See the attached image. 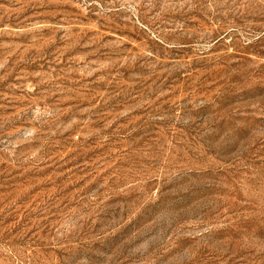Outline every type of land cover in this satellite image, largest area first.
Masks as SVG:
<instances>
[{"label":"rangeland","instance_id":"1","mask_svg":"<svg viewBox=\"0 0 264 264\" xmlns=\"http://www.w3.org/2000/svg\"><path fill=\"white\" fill-rule=\"evenodd\" d=\"M0 264H264V0H0Z\"/></svg>","mask_w":264,"mask_h":264}]
</instances>
